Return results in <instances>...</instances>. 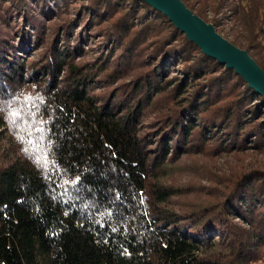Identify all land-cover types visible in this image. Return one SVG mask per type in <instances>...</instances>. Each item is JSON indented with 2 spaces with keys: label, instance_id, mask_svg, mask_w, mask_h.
<instances>
[{
  "label": "trees",
  "instance_id": "16d2710c",
  "mask_svg": "<svg viewBox=\"0 0 264 264\" xmlns=\"http://www.w3.org/2000/svg\"><path fill=\"white\" fill-rule=\"evenodd\" d=\"M182 1L264 70V0ZM257 262L264 98L144 0H0V264Z\"/></svg>",
  "mask_w": 264,
  "mask_h": 264
},
{
  "label": "water",
  "instance_id": "95a60500",
  "mask_svg": "<svg viewBox=\"0 0 264 264\" xmlns=\"http://www.w3.org/2000/svg\"><path fill=\"white\" fill-rule=\"evenodd\" d=\"M163 13L203 53L233 69L247 85L264 98V70L246 49H242L218 33L207 22L188 8L182 0H144Z\"/></svg>",
  "mask_w": 264,
  "mask_h": 264
},
{
  "label": "rangeland",
  "instance_id": "374dc122",
  "mask_svg": "<svg viewBox=\"0 0 264 264\" xmlns=\"http://www.w3.org/2000/svg\"><path fill=\"white\" fill-rule=\"evenodd\" d=\"M193 1V0H190ZM194 12V10H192ZM195 13V12H194ZM231 15V16H230ZM212 16V14L209 11H205L202 19H204L207 22L208 19ZM218 19V26L216 27V31L220 33L222 36H224L226 39H230V35H223L224 30H226L230 25L233 24V19H231L232 14H229V12L226 9L220 10L217 14L214 15ZM221 23V24H220ZM251 150H245L243 153H234L227 156H220L213 158L216 160V163H212V168H217L219 171H227L229 167L236 165L237 163H240L241 161L247 160L251 154ZM244 156V157H243ZM252 157V156H251ZM225 158V159H224ZM183 161V160H182ZM186 168L184 170V177L186 178H192L196 174L199 175H205L203 173V166L197 165V164H190L188 163V160H186ZM183 170V168H182ZM217 171V172H219ZM254 264H263L261 262H257Z\"/></svg>",
  "mask_w": 264,
  "mask_h": 264
}]
</instances>
